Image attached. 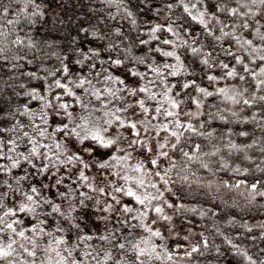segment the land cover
Wrapping results in <instances>:
<instances>
[{"label":"snow or ice","instance_id":"1","mask_svg":"<svg viewBox=\"0 0 264 264\" xmlns=\"http://www.w3.org/2000/svg\"><path fill=\"white\" fill-rule=\"evenodd\" d=\"M46 2L0 3V264H264V0H99L64 44L20 34Z\"/></svg>","mask_w":264,"mask_h":264},{"label":"trees","instance_id":"2","mask_svg":"<svg viewBox=\"0 0 264 264\" xmlns=\"http://www.w3.org/2000/svg\"><path fill=\"white\" fill-rule=\"evenodd\" d=\"M3 2L4 0H0V3ZM17 2H19V0H17ZM58 3L59 0H47L45 7L55 10L57 13H59L61 19L65 21L64 26L61 27L59 31H57V29L54 28L52 26V23L50 22L48 25H34L33 32L30 33L28 32L26 27L27 21L23 20L18 25V27L22 29L20 34L22 36H32L33 39L37 41L57 40L61 44H64L67 42L68 33L75 35L74 29L78 19H81L87 15H91V10L93 8L100 7L99 0H64L65 7L63 8L57 7ZM44 51H47V49L45 48ZM252 215L256 221H264V217L257 215L255 212H253ZM245 219H247V217H245ZM257 244L259 246H264L260 245L259 241L257 242ZM222 264H233V258L231 257V255H228L227 258L222 262Z\"/></svg>","mask_w":264,"mask_h":264}]
</instances>
